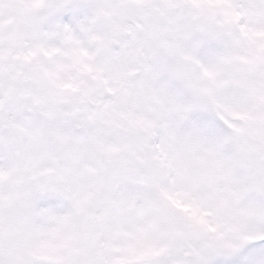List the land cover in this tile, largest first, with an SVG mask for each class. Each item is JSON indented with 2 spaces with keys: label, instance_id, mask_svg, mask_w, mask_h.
Instances as JSON below:
<instances>
[{
  "label": "snow or ice",
  "instance_id": "6c2138e0",
  "mask_svg": "<svg viewBox=\"0 0 264 264\" xmlns=\"http://www.w3.org/2000/svg\"><path fill=\"white\" fill-rule=\"evenodd\" d=\"M0 264H264V0H0Z\"/></svg>",
  "mask_w": 264,
  "mask_h": 264
}]
</instances>
